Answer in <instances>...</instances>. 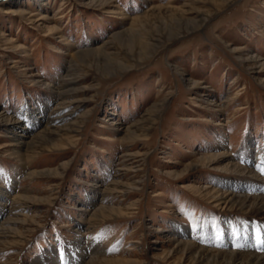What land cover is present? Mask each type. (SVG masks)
Returning a JSON list of instances; mask_svg holds the SVG:
<instances>
[{"label": "rangeland", "instance_id": "374dc122", "mask_svg": "<svg viewBox=\"0 0 264 264\" xmlns=\"http://www.w3.org/2000/svg\"><path fill=\"white\" fill-rule=\"evenodd\" d=\"M250 57L264 62V0H0V113L75 110L26 150L0 124V223L19 222L0 264H195L180 228L209 248L240 229L264 238V212L208 192L221 179L264 190V174L208 159L264 161V66Z\"/></svg>", "mask_w": 264, "mask_h": 264}, {"label": "bare ground", "instance_id": "6f19581e", "mask_svg": "<svg viewBox=\"0 0 264 264\" xmlns=\"http://www.w3.org/2000/svg\"><path fill=\"white\" fill-rule=\"evenodd\" d=\"M252 59L253 58L250 57V60ZM257 61L262 62L263 60L261 58L254 57V60H252L251 62L254 63ZM261 65L264 66V62H262ZM118 69H120V67ZM61 81L66 82L68 84H72L73 77L69 78L68 76H64L63 78H61ZM194 86L196 87L197 85L195 84ZM73 92H74L73 89H68L59 92V95L61 97L60 100L63 99V96L72 95ZM59 106L60 108H58ZM73 109H74L73 106L68 105L66 102H62L57 104V107L54 109V111H41L38 113H34L31 112L29 108H25L21 113L23 116L22 118L11 119L7 117L6 114L0 113V124L5 125L10 130V133L14 135L13 137H15V139L17 138L15 141H17L19 145H22V147L24 146L26 150L33 145L45 143L47 136L50 137L52 134H56V131L58 132L61 131V128L63 126L59 127V126H55V124L63 123L68 117L73 116L75 114V110ZM115 124L116 123H112V125ZM42 127L44 128L43 131L42 129L41 130L38 129ZM36 129L37 132L35 133ZM42 133H44V135H40ZM24 154H26L25 158L27 159L29 156L28 150L22 155L21 154L20 155L23 157ZM208 159L215 162H218L221 159L227 161L224 162L223 164L224 166L220 168L219 171H222V173L233 176L234 178L239 180L243 178H247V179L251 178L254 181H260L261 175L264 174L263 160L255 164L253 167L254 171H252V169H248L249 165H247V167H243L241 166V164L240 165L238 164L239 162L238 163L235 162L234 159L231 157L229 151L227 153H224V155L210 156L208 157ZM240 159L247 160L248 158L244 159L243 157H241ZM218 183L220 187L226 189L225 192L222 191L224 189H222L221 191L215 189H213L212 191H208L209 193H212L213 195L216 196V199H218L217 200L218 203L221 202V204L224 206L230 205L233 206L235 209L237 208L238 210H242V211L247 209L246 211L248 212V214L253 217L258 216V214H262L264 212V190L261 191L260 189H258L256 187V184H251L248 182L243 183L242 181H238V180L233 182L231 179L228 180L221 179L219 180ZM112 185H115L116 189H121L122 187L121 183H118L116 180L112 181L109 186ZM116 189L110 190L109 187L106 188V190H109V192L114 190L116 191ZM123 189L124 188H122V190ZM205 189H209V188H205ZM118 191L120 193H123L121 190ZM255 192L259 193L260 196L255 195L254 194ZM19 200H21L24 203V201L20 199V196H18L17 198L15 197L13 199V202L14 201L15 202L11 203V207L14 206L16 208H19L20 211L22 209L23 204L22 202L20 203ZM5 202L8 201L6 200ZM3 206L5 207L6 205L4 204ZM3 209H0V217L2 214H4ZM81 211L91 212L90 210L88 211L86 209H81ZM109 212L115 213L114 210H109ZM105 213L106 210L104 209L102 210L100 207L97 211L95 212L93 211V213H91L92 216L91 220L96 217H100V216L103 217V214ZM10 214H14L12 210H10ZM18 223H19L18 219L16 218L8 217L6 219H3L2 222L0 223V239L6 236L7 231L12 230L11 227L12 225ZM238 227L239 226H237V228ZM230 228L234 229V226H230ZM253 230L254 228H252V231ZM195 231L196 230H187L185 228H180L178 231H176V234L182 238L181 240H184L185 238L192 237ZM235 232L237 234H235L234 232H233L234 234H231V232H229V234L227 235L229 236L228 239L222 238L219 240H215L213 244L214 248L215 246H218L224 249L227 248V250H221V249L219 250V249H214L203 245H199L195 241H191L190 238L186 241L177 240L175 243L177 245V250L179 249L184 254H188V258H190V260H192V262L195 264H264V238L260 237L259 234H255L253 232H250L249 234H245V232L242 229H240V232H242L241 234L238 231ZM210 234L212 235V232ZM228 248H232L234 251H231V249L229 250ZM248 250L251 251L253 250L254 252L252 251L251 253ZM88 262L91 264H97L98 257L91 258ZM114 263L123 264L122 261H118V262L114 261ZM130 263L131 261L127 262V264Z\"/></svg>", "mask_w": 264, "mask_h": 264}]
</instances>
